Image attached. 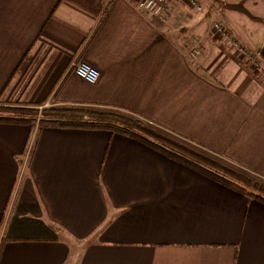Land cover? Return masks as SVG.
Returning <instances> with one entry per match:
<instances>
[{
    "label": "crops",
    "instance_id": "obj_1",
    "mask_svg": "<svg viewBox=\"0 0 264 264\" xmlns=\"http://www.w3.org/2000/svg\"><path fill=\"white\" fill-rule=\"evenodd\" d=\"M138 1L0 0V100L118 110L264 183V74L254 89L217 79L221 67L239 71L232 56L246 57L227 39H214L205 4L197 10L186 0H164L159 19ZM205 1L225 4L221 24L229 37L250 50L262 47L264 40L252 44L248 26L264 25V0ZM194 39L196 57L189 54ZM80 60L99 71L95 83L71 72ZM158 169L161 175L147 173ZM154 209L160 217L180 210L188 222L174 225L183 232L126 238L125 218L140 221ZM194 222L232 224L235 237L186 236ZM101 226L84 257L68 263L73 243ZM106 245L119 251L116 260L112 249L96 257ZM135 258L264 264V203L125 135L0 123V264H134Z\"/></svg>",
    "mask_w": 264,
    "mask_h": 264
},
{
    "label": "trees",
    "instance_id": "obj_2",
    "mask_svg": "<svg viewBox=\"0 0 264 264\" xmlns=\"http://www.w3.org/2000/svg\"><path fill=\"white\" fill-rule=\"evenodd\" d=\"M60 86L57 87L53 96H56L55 93ZM0 123L25 124L31 127L37 125L41 128L105 129L144 143L168 158L179 161L233 190L245 194V191L248 190L243 185L253 186L264 194V186L254 179L235 170H230L209 157L192 152L182 144L160 135L141 118L118 110L92 106L58 105L55 102H52L50 107L25 103L18 105L14 102L5 103L0 100ZM217 169L223 171L233 180L219 173ZM249 196L264 203L263 196L255 194Z\"/></svg>",
    "mask_w": 264,
    "mask_h": 264
},
{
    "label": "rangeland",
    "instance_id": "obj_3",
    "mask_svg": "<svg viewBox=\"0 0 264 264\" xmlns=\"http://www.w3.org/2000/svg\"><path fill=\"white\" fill-rule=\"evenodd\" d=\"M201 1L203 2V4H205L204 6L207 10L206 13H207V15H209V19H210L209 20V23H210L209 28L211 27V24L213 22L221 23L223 14L225 12V4L218 3L215 5L214 4L211 5L210 3H207V1H205V0H201ZM208 10L210 12H208ZM251 29H253L252 44L253 45H256V44L261 45L262 41L264 40V25L261 22L260 23H254L253 22L250 24V26H248V30H251ZM217 37L218 36H214V39H219ZM225 39L228 40V42L231 46H232L233 41L238 42L237 39L231 38V37H228ZM216 42H219V41H216ZM238 43L240 44V46L245 48L244 50H246L247 53L249 52L248 54H251L252 52L258 51V53H259L258 56L260 57V59L258 57L255 60L256 64L253 65L252 62H249L248 60H246V59H248L247 57H246V59L243 58L244 59L243 60L238 56H232L231 58L233 59V62L236 64V66L238 67L239 71L237 72V71L231 70L233 65L229 66L228 68H227V66L223 68L220 66L221 64H219V66L216 65L215 67L217 69L221 67L222 69L221 68L220 69L222 70V72L224 74L219 75V76L216 75V77H217V79H221L224 82L226 81V83H228V85L236 86V85L240 84L242 87L246 86L247 88L254 89L255 85L257 83L260 84V82H261L260 78L258 77V74H260V73L264 74V48H263L264 44H262V47H256L254 50H250V48L247 45H245L244 43H243L244 46L240 42H238ZM220 47H222L224 49V51H229V49H227V46L224 44L221 45ZM215 49L211 50V52L214 53ZM234 74H236L235 77H234ZM212 75H214V74H212ZM236 78H238V80ZM50 106H52V102H47V104L42 105V107H50ZM159 134L164 136V137H167V138H169V139H171V140H173L179 144H182L183 146H185L186 148H188L192 152L198 153L202 156L209 157L210 159L218 162L219 164L224 165L227 168H230V170L231 169L233 171L238 170L236 167H234L233 165L228 163V161L220 158L219 156L209 155L208 152L205 153V152H203V151H201V150H199V149H197L191 145L185 144V143L181 142L180 140L175 139V138L169 136L168 134H165L164 132L160 131ZM150 139H153V138H150ZM217 170H219V169H217ZM169 171L172 172V170H170V169H169ZM238 171H241V170H238ZM218 172L222 173V175L226 176L227 178L233 180V178L229 177L223 171L219 170ZM241 172H243L242 174H244V175H249V174L245 173L244 171H241ZM241 172H239V173H241ZM147 173L148 174H159V175L162 174L161 170H159L157 172L148 171ZM249 178H252V177L249 176ZM258 183H260V182H258ZM262 183H260V184H262ZM240 184L243 185L242 183H240ZM243 186L246 187L245 189L248 190V191H245V193H247L249 195L255 194V195H260V196L264 197V194L262 192H260L257 187L245 186V185H243ZM132 203L134 204L133 201H132ZM152 206H154V205H152ZM170 210H172V209H170ZM172 211L173 212H168V213L164 212L165 214L162 213V215L160 217L156 214V210L154 209V213H151L150 215L146 216L144 219H140V221H138V220L134 221V219L132 218L133 215H130L129 217L125 218V220L128 222L126 223V225L124 227L122 226V224H120L121 225L120 230H123L125 237L130 239V240H137V239H142V238H147V237H162V236H165L164 235L165 232L169 231V230L172 232V234H177V233L183 232L182 228L177 227L176 225H174V223L176 222L180 226L186 227L188 219L181 214L180 210L174 209ZM205 217L206 216H201V219L204 220ZM194 220L196 221V218H194ZM102 228H103V226H101V228H99L96 232H92L91 234H89L85 238L84 241L73 243V251L71 252L68 263L78 261L80 254H82V256L84 257L87 245L90 242H93L95 237H97V235L99 233H101V234L103 233V231L101 232ZM233 228H234V226L232 224L227 225V223L226 224H215V225L210 224L209 226H204V225H201V223H199V222L198 223L194 222L192 224V226L190 227V230L188 231V233H185V234L187 236L192 231H194V233L204 232V233H207L208 236L213 237V238H220V239L225 238L226 239L229 236L235 237ZM171 238H173V237H171ZM111 249H112V251L114 250V256H115V260H116V258H117L116 255L119 253V251L116 249V247H113L111 245L99 247L97 249V252H96V257L99 259L102 255H105V253L109 252ZM128 250L131 252V260H133L134 253H132V250H133L132 245L131 246L129 245ZM126 254H128L127 251H126ZM88 255L91 256L92 258L94 256L93 252L88 253ZM115 264H117V263H115ZM131 264H133V263H131ZM134 264H137L136 258H135Z\"/></svg>",
    "mask_w": 264,
    "mask_h": 264
},
{
    "label": "built area",
    "instance_id": "obj_4",
    "mask_svg": "<svg viewBox=\"0 0 264 264\" xmlns=\"http://www.w3.org/2000/svg\"><path fill=\"white\" fill-rule=\"evenodd\" d=\"M186 1L189 3L191 7L197 10H199L203 5V2L201 0H186ZM137 7L150 11L157 18L162 19V12L165 8V2L164 0H139L137 3ZM211 29L216 36L223 38L229 37L227 30L219 22H213L211 24ZM232 47L235 48L239 52V54H241L244 57H247L248 60L252 62L253 65L256 64L255 60L259 57L258 51L248 54L249 52L247 53L246 50H244L245 48L240 46V44L237 41H233ZM189 54L192 57H196L198 55V49L196 48V40L193 41V45L189 50ZM70 69L74 75L80 77L84 81L91 84L95 83L99 78V71L89 63L84 62L82 60L73 62L71 64Z\"/></svg>",
    "mask_w": 264,
    "mask_h": 264
},
{
    "label": "water",
    "instance_id": "obj_5",
    "mask_svg": "<svg viewBox=\"0 0 264 264\" xmlns=\"http://www.w3.org/2000/svg\"><path fill=\"white\" fill-rule=\"evenodd\" d=\"M239 7V6H238ZM240 8V7H239Z\"/></svg>",
    "mask_w": 264,
    "mask_h": 264
}]
</instances>
